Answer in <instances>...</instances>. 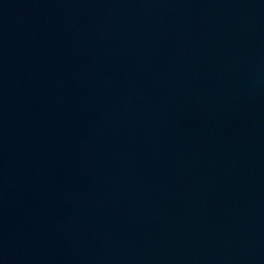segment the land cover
Wrapping results in <instances>:
<instances>
[{"label": "water", "instance_id": "95a60500", "mask_svg": "<svg viewBox=\"0 0 264 264\" xmlns=\"http://www.w3.org/2000/svg\"><path fill=\"white\" fill-rule=\"evenodd\" d=\"M0 264H264V0H0Z\"/></svg>", "mask_w": 264, "mask_h": 264}]
</instances>
